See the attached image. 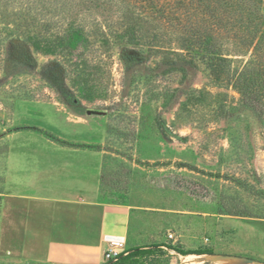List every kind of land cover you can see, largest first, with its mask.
Returning a JSON list of instances; mask_svg holds the SVG:
<instances>
[{
  "label": "rangeland",
  "instance_id": "374dc122",
  "mask_svg": "<svg viewBox=\"0 0 264 264\" xmlns=\"http://www.w3.org/2000/svg\"><path fill=\"white\" fill-rule=\"evenodd\" d=\"M230 1L225 17L248 19L255 0ZM31 4L0 0V264H47L39 206L19 183L61 144L32 126L98 152L100 199L130 206L131 243L158 246L144 262L181 264L177 247L264 264V116L236 84L264 53L225 29L209 37L219 64L151 6L121 0H73L19 24Z\"/></svg>",
  "mask_w": 264,
  "mask_h": 264
},
{
  "label": "crops",
  "instance_id": "0c3cea01",
  "mask_svg": "<svg viewBox=\"0 0 264 264\" xmlns=\"http://www.w3.org/2000/svg\"><path fill=\"white\" fill-rule=\"evenodd\" d=\"M97 154L54 145L42 150L33 165L25 164L23 172L35 176L19 184L33 193L19 195L39 206V229L48 234L47 264H104L108 236L124 237L125 253L149 246L131 243L130 206L100 199L103 159Z\"/></svg>",
  "mask_w": 264,
  "mask_h": 264
},
{
  "label": "trees",
  "instance_id": "16d2710c",
  "mask_svg": "<svg viewBox=\"0 0 264 264\" xmlns=\"http://www.w3.org/2000/svg\"><path fill=\"white\" fill-rule=\"evenodd\" d=\"M73 0H38L37 6L35 4L26 5L21 11H16L15 15L19 24L28 25V16H32L38 10H45L46 14H52L54 12H62L63 7L69 2L72 4ZM122 5H132L136 3L142 8L151 6L155 12L159 13L168 24L178 28L180 31L186 34L185 41L190 44H198L203 46L208 52L213 53V56L219 60V64H223L226 58L217 52L216 45L210 41L212 33H218L222 30L229 29L234 31L235 34L239 33V37L242 38L244 43L252 45L255 51L264 53V12L262 11L263 4H257V0L254 1V5H247L249 10V17L246 20L231 19L225 17L223 12L229 7H234L230 0H121ZM174 5L175 15L172 13L166 14L167 4ZM239 3V4H238ZM242 7L244 5L243 0H238L235 3V7ZM125 8V7H123ZM173 13V14H174ZM202 14V20L199 19L198 14ZM126 12L123 16L127 19H131ZM246 15V14H245ZM247 16V15H246ZM34 19V16L33 18ZM239 24L238 22H241ZM252 22V24H251ZM49 24H45V28H49ZM245 32V34H244ZM241 33V35H240ZM243 34V35H242ZM256 55L258 56V53ZM260 63L257 67L246 69L244 72L237 74V86L240 90L245 101L250 104L261 116H264V85L262 84L264 75V65ZM261 86V87H260ZM31 128L40 131L48 136L51 140L68 147L75 148H91L86 143L71 141L63 139L45 129L32 126ZM19 130V129H17ZM2 175L0 174V182H2ZM3 200V189L0 186V205ZM156 245H149L146 247H135L128 253H122L120 260L114 264H148L143 261L144 258L155 254ZM175 249L182 255H188L193 253H213L210 249H203L201 251L184 250L177 247H170ZM106 264V263H104Z\"/></svg>",
  "mask_w": 264,
  "mask_h": 264
},
{
  "label": "bare ground",
  "instance_id": "6f19581e",
  "mask_svg": "<svg viewBox=\"0 0 264 264\" xmlns=\"http://www.w3.org/2000/svg\"><path fill=\"white\" fill-rule=\"evenodd\" d=\"M180 263L181 264H258V263H253L250 261L238 260L237 258L212 257L209 254H204V255L188 254V255H184L182 258V261Z\"/></svg>",
  "mask_w": 264,
  "mask_h": 264
},
{
  "label": "built area",
  "instance_id": "2783aa9c",
  "mask_svg": "<svg viewBox=\"0 0 264 264\" xmlns=\"http://www.w3.org/2000/svg\"><path fill=\"white\" fill-rule=\"evenodd\" d=\"M168 237L173 239V233H169ZM107 241L109 243L108 248L105 251L106 264H114L120 260L122 253L126 250V239L120 236H108Z\"/></svg>",
  "mask_w": 264,
  "mask_h": 264
},
{
  "label": "water",
  "instance_id": "95a60500",
  "mask_svg": "<svg viewBox=\"0 0 264 264\" xmlns=\"http://www.w3.org/2000/svg\"><path fill=\"white\" fill-rule=\"evenodd\" d=\"M242 258H243V257H242ZM247 261L257 262V261L250 260V259H247ZM257 263H262V262H257Z\"/></svg>",
  "mask_w": 264,
  "mask_h": 264
}]
</instances>
